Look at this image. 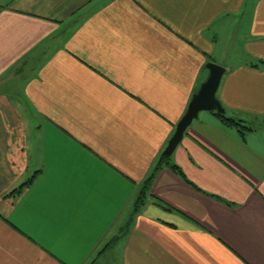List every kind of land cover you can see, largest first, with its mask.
Masks as SVG:
<instances>
[{"label":"crops","instance_id":"1","mask_svg":"<svg viewBox=\"0 0 264 264\" xmlns=\"http://www.w3.org/2000/svg\"><path fill=\"white\" fill-rule=\"evenodd\" d=\"M209 63L251 131L156 169ZM262 63L264 0H0V264H264Z\"/></svg>","mask_w":264,"mask_h":264},{"label":"water","instance_id":"2","mask_svg":"<svg viewBox=\"0 0 264 264\" xmlns=\"http://www.w3.org/2000/svg\"><path fill=\"white\" fill-rule=\"evenodd\" d=\"M206 69L209 72V76L193 96L186 113L176 125L175 132L162 153V158H169L172 155L181 142L187 128L198 118L201 112L225 114L224 109L216 98V92L225 73V69L215 63L207 64Z\"/></svg>","mask_w":264,"mask_h":264},{"label":"trees","instance_id":"3","mask_svg":"<svg viewBox=\"0 0 264 264\" xmlns=\"http://www.w3.org/2000/svg\"><path fill=\"white\" fill-rule=\"evenodd\" d=\"M264 64V63H262ZM212 114H214L223 125H225L226 127L229 128H234L237 130V132L243 137L246 133L250 132V128L244 126L243 122L241 121H235L233 119H229L224 115H220L216 112H211ZM169 158H165V157H160L159 162L157 164L156 169L160 168L163 165L168 164ZM172 169L177 172L178 174H181L180 171L178 170L177 167H172ZM152 179V175L145 181L143 187L141 188L139 194L137 195L135 201H134V206H135V211L138 209V207L140 205H143L145 203V199L147 197L148 194V189L150 186V182ZM33 183V179L29 180L27 183H25L24 185H22L20 187L19 190H15L14 192H12L11 194H9L10 196H13L14 194L19 195L21 190L24 188L29 187L31 184ZM105 250V249H104ZM104 250H102V252H104ZM102 252H99L97 255L101 254Z\"/></svg>","mask_w":264,"mask_h":264},{"label":"rangeland","instance_id":"4","mask_svg":"<svg viewBox=\"0 0 264 264\" xmlns=\"http://www.w3.org/2000/svg\"><path fill=\"white\" fill-rule=\"evenodd\" d=\"M13 104L16 106V107H18V108H20L21 107V104H22V102H13ZM162 156V155H161ZM171 157V156H170ZM169 157V158H170Z\"/></svg>","mask_w":264,"mask_h":264}]
</instances>
